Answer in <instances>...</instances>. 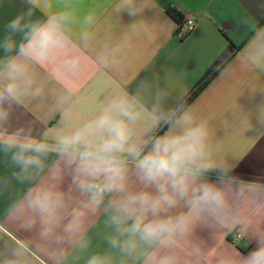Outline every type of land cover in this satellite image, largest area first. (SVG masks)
Returning a JSON list of instances; mask_svg holds the SVG:
<instances>
[{"label": "clouds", "instance_id": "obj_1", "mask_svg": "<svg viewBox=\"0 0 264 264\" xmlns=\"http://www.w3.org/2000/svg\"><path fill=\"white\" fill-rule=\"evenodd\" d=\"M23 3L0 30V155L10 170L0 192L17 186L5 216L35 231L60 264L67 256L84 264H264V183L234 174L238 164L219 155L208 121L182 94L166 108L167 92L145 81L129 92L101 78L81 95L76 86L93 65L120 67L122 43L98 39L97 13L79 14L77 0ZM112 8L129 18L141 10L138 0ZM241 52L245 66L264 72V26L252 28ZM48 92L58 121L39 133L31 124L11 129L14 107ZM247 101L257 119L251 151L264 139V90ZM97 224L107 247L90 252ZM198 232H233L247 243L206 250ZM0 264L29 257L17 248Z\"/></svg>", "mask_w": 264, "mask_h": 264}, {"label": "crops", "instance_id": "obj_2", "mask_svg": "<svg viewBox=\"0 0 264 264\" xmlns=\"http://www.w3.org/2000/svg\"><path fill=\"white\" fill-rule=\"evenodd\" d=\"M115 0H77L79 14L89 10L97 13L98 39L110 38L122 43L121 65L118 69L100 70L93 65L76 86L85 97L97 79H109L135 92L141 81L167 92L164 106H173L182 94L184 101L196 85L228 49L237 47L250 37L251 30L264 26V0H138L140 12L129 18L117 14ZM27 7L23 0H0V30L3 24ZM177 11L183 17H196L197 29L185 39L177 35L180 22L171 15ZM41 13L35 11L34 18ZM88 55L94 56L93 52ZM244 53L238 51L205 90L190 104L205 118L212 131V140L219 155L230 165L238 164L235 175L264 183V139L248 151L253 141L257 119L247 97L264 90V72L242 63ZM41 75L44 74L40 70ZM166 74L168 79H166ZM49 84L48 89L58 88ZM47 91V89H46ZM146 97V99H149ZM103 99V96H100ZM54 95L48 92L42 101L15 106L11 112V129L31 124L37 133L54 125L58 114L52 113ZM10 170L0 155V176H9ZM17 186L0 192V262L12 251L24 248L29 264H60V258L41 246L35 231H26L19 222L4 214V209ZM102 220V217H101ZM102 230L97 224L89 230L91 251H103L106 244L96 235ZM232 232L209 234L198 232L196 240L206 250L222 251L247 243L230 239ZM64 264H84V258L74 260L67 256Z\"/></svg>", "mask_w": 264, "mask_h": 264}, {"label": "trees", "instance_id": "obj_3", "mask_svg": "<svg viewBox=\"0 0 264 264\" xmlns=\"http://www.w3.org/2000/svg\"><path fill=\"white\" fill-rule=\"evenodd\" d=\"M171 15L178 19L182 20V16L179 12L173 10ZM238 51V47L233 43L230 44L228 49L221 55L213 67L209 70L203 79L196 85L191 95L186 99L187 104H191L204 90L205 88L216 78V76L223 70V68L231 61Z\"/></svg>", "mask_w": 264, "mask_h": 264}, {"label": "built area", "instance_id": "obj_4", "mask_svg": "<svg viewBox=\"0 0 264 264\" xmlns=\"http://www.w3.org/2000/svg\"><path fill=\"white\" fill-rule=\"evenodd\" d=\"M197 26H198V19L196 17H191V16L186 17L181 20L180 27L177 30V35L181 39H185L197 29ZM230 239L235 244L242 241V239L237 237L235 233L231 234Z\"/></svg>", "mask_w": 264, "mask_h": 264}, {"label": "rangeland", "instance_id": "obj_5", "mask_svg": "<svg viewBox=\"0 0 264 264\" xmlns=\"http://www.w3.org/2000/svg\"><path fill=\"white\" fill-rule=\"evenodd\" d=\"M232 233H233V232H232ZM232 233H231V234H232Z\"/></svg>", "mask_w": 264, "mask_h": 264}]
</instances>
